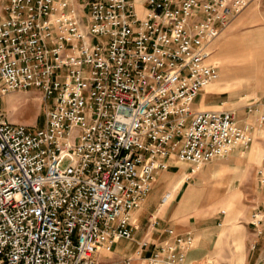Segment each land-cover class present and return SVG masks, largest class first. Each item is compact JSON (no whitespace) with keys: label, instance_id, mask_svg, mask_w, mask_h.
I'll list each match as a JSON object with an SVG mask.
<instances>
[{"label":"built area","instance_id":"1","mask_svg":"<svg viewBox=\"0 0 264 264\" xmlns=\"http://www.w3.org/2000/svg\"><path fill=\"white\" fill-rule=\"evenodd\" d=\"M255 1L0 0V100L34 90L44 109L41 127L0 115V264H98L132 240L158 172L252 142L233 112L193 103L219 77L212 44ZM248 226L264 264V207ZM165 234L143 264H186L192 232Z\"/></svg>","mask_w":264,"mask_h":264},{"label":"rangeland","instance_id":"2","mask_svg":"<svg viewBox=\"0 0 264 264\" xmlns=\"http://www.w3.org/2000/svg\"><path fill=\"white\" fill-rule=\"evenodd\" d=\"M251 8L255 10L248 14ZM245 13L248 14L245 20L235 25L233 31L225 30L235 20L222 32L220 44L216 45L219 38L215 41L211 56H216L217 60L222 56L226 77L220 80L218 69L217 82L205 90L217 93L215 111H231L241 127L251 126L252 142L234 151L237 158L230 159L228 155L215 159L192 175L188 164L171 167L164 178L156 177L151 190V200L156 201L158 207L164 194L171 202L176 197L171 205L179 207V214L185 213L181 219L183 224L187 223L184 229L191 225L195 233L202 235L227 232L223 235L221 249L214 247L206 258L192 264H248L253 240L248 221L254 209L264 207V188L258 184L256 176L257 170L264 167V123L259 125L264 117L258 115V121H255L257 117L252 119L255 103L264 90V0L251 3L240 15ZM256 44H260V48L250 49ZM243 47L248 49L243 50ZM212 60L209 58V62ZM247 107L252 108L251 113ZM0 115L13 124L41 127L44 121L41 96L34 90L9 94L0 100ZM157 214L150 213L148 222L145 220L146 226L154 221L157 225ZM196 246L197 243L194 248ZM127 259H131L129 264H143L134 257L120 258L112 252H101L98 264H127Z\"/></svg>","mask_w":264,"mask_h":264},{"label":"crops","instance_id":"3","mask_svg":"<svg viewBox=\"0 0 264 264\" xmlns=\"http://www.w3.org/2000/svg\"><path fill=\"white\" fill-rule=\"evenodd\" d=\"M81 1L82 0H74L75 4H79ZM144 1L145 0H134L135 6H136L138 11L142 10ZM254 10H255L254 8H251L249 10L248 14L252 13ZM248 14L245 13L242 16L238 15L239 17L237 16L238 18L236 17L237 19L236 18L234 19L235 21L232 23V26L228 27L225 31H227V30L233 31V27L235 25L243 22L245 20V16ZM225 31H223V33ZM223 33H221V35H223ZM220 41H221V37L219 38V42L216 43V45L220 44ZM214 44H215V42L211 46L212 52H213L212 48H213ZM251 48H260V44H256L255 46L250 47V49ZM246 49H248V48H244L243 50H246ZM210 58H213V60L210 61V63L215 65L221 72V79L220 80L225 79L226 67H224V65L222 63V60H223L222 56L219 60H217L216 56H210ZM215 83H213V84H215ZM205 89L196 97V99L193 103V109L195 111H206V110H213L214 111V108H216L218 105V102H216V100H218V98L215 97V94H217V93H215L214 91L205 90ZM254 108L256 109V112L252 116V119L255 120V117H257L258 115H260L259 116L260 118H261V116L264 117V96H263V94H262L261 98H259V101H257L255 103ZM258 119L259 118L257 117V119L255 121H258ZM259 143L263 144L262 142H259ZM237 156H238L237 152H232L230 154V156H228V157L230 159H233V158H237ZM263 160H264V158H263ZM170 164H171L172 168H174V167L176 168L178 166V164H182V163L171 162ZM166 172L167 171L158 172L156 177L159 176L160 178L161 177L164 178ZM165 197H166V195L164 194L162 197L163 201H161V203L159 204V207H158L157 206L158 204L156 203V201L151 200V192L147 195V197L145 198L141 207L131 214V225L133 227V238H132V240H130V241H126V240L119 241L114 246L112 253H114L117 257H120V258L134 257L135 259H136L137 253H141L140 260L146 259L151 254V252L154 250V246H157L159 243H161L162 241H164L166 239L165 230L167 228H173L177 233H185L187 231H190V232H192L195 239L197 240V241H195V245L197 243V246L194 249H191L187 253L186 264H192V263L202 261L204 258H206L212 252L214 247L216 248V250L221 249L222 241H223V235L227 232L223 233L222 235L221 234L217 235V232L216 233L210 232L209 234H205V235L203 234L202 235V234H199L197 232L195 233L194 232L195 229H194V227H191V225L187 226L186 229H184L183 227L186 226L187 223L183 224L182 222H184V221H182L181 219H183V217L185 216V213L179 214L178 213L179 207L178 206H172L173 203H175L176 197L174 198L175 200L174 199L172 200V202H171V200H167ZM170 207H172V208H170ZM152 211H155L156 214L159 213V218H158L156 227L153 224H151L150 226H149V224H148V226H146L147 224H145V220H147V222H148V217ZM167 214H168V216H167L168 218L165 219V215H167ZM149 221H150V219H149ZM181 226H182V228H181ZM142 227H145V228H142ZM211 228L213 229V228H215V226L213 225V226H211ZM211 228H209V229H211ZM142 243H147V246L145 248H141L140 245ZM259 256L260 255L257 252H251L250 260H249L248 264H255ZM136 264H139V263H136Z\"/></svg>","mask_w":264,"mask_h":264},{"label":"bare ground","instance_id":"4","mask_svg":"<svg viewBox=\"0 0 264 264\" xmlns=\"http://www.w3.org/2000/svg\"><path fill=\"white\" fill-rule=\"evenodd\" d=\"M211 55H212V54H211ZM211 55H210V56H211ZM209 58H210V57H209ZM218 78H219V77H218ZM217 80H218V79H217ZM214 83H215V82H214ZM212 84H213V83H212ZM210 85H211V84H210ZM208 86H209V85H208Z\"/></svg>","mask_w":264,"mask_h":264}]
</instances>
